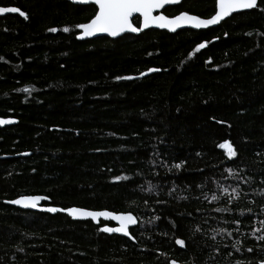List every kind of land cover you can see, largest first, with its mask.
I'll return each mask as SVG.
<instances>
[{"label": "trees", "instance_id": "16d2710c", "mask_svg": "<svg viewBox=\"0 0 264 264\" xmlns=\"http://www.w3.org/2000/svg\"><path fill=\"white\" fill-rule=\"evenodd\" d=\"M258 5L206 29L77 40L76 26L91 19L93 5L0 0L27 15L0 16V117L16 121L0 127V264L264 260V241L256 239L264 229L254 232L264 220V2ZM179 10L207 18L215 3L186 0L165 12ZM224 140L236 157L219 147ZM232 189L239 195L229 201ZM21 195H44L43 204L62 208L131 211L134 241L102 232L111 222L8 204ZM224 207L231 211H216Z\"/></svg>", "mask_w": 264, "mask_h": 264}, {"label": "snow or ice", "instance_id": "6c2138e0", "mask_svg": "<svg viewBox=\"0 0 264 264\" xmlns=\"http://www.w3.org/2000/svg\"><path fill=\"white\" fill-rule=\"evenodd\" d=\"M92 3L96 5L97 10L94 15L87 23L79 24L76 27L83 29L82 36H92L95 33H107L110 36H117L120 33L125 31L139 32L142 28L147 27L149 24H158L161 28H168L172 31H175L177 27L181 25H192L195 28H200L202 26L207 27L209 25H214L219 23L225 17H228L231 13L238 9H255L258 5V0H216L215 3V13L208 19H202L197 15H190L187 12H180L179 14L169 18L165 15H153V10L161 8L165 3H168L169 0H91ZM264 2V0H261ZM264 11V9H261ZM7 12H18L21 16L27 18L26 13L22 12L17 7H0V13ZM138 13L142 17V22L140 27L133 26L131 18L133 14ZM69 29L65 28L64 31L67 32ZM49 31L55 32L56 29L52 28ZM227 35V33H225ZM204 44L197 45V49L203 48ZM0 59H3L0 57ZM148 72L160 71V69L149 68ZM141 76L145 75L144 72L140 73ZM133 77H116L117 80L120 79H132ZM24 92H29L30 89L25 87ZM11 119H0V125L12 123ZM220 148L227 149L228 157H236L237 152L233 149L232 144L228 140H224L219 144ZM27 154V153H25ZM184 161L174 164L172 167L180 169L184 164ZM171 169H169L170 171ZM231 172V170H229ZM122 177L116 176L114 180L119 181ZM127 179V177H123ZM151 187V186H150ZM264 191V190H262ZM229 189L224 187L222 189V194L227 195ZM239 193L236 189H232V195L229 196V201L235 196H238ZM220 197L217 194H213L211 199L213 201L218 200ZM41 199H48V197L41 196H20L17 199L10 201L12 204L22 205L24 207L36 208L37 203ZM48 212L55 213L57 211L66 212L73 217H90L92 220H96L98 217H108L112 220L118 222V227H108L104 226L101 231L106 233H123L124 235H130L129 226L137 224V217L133 215L131 211H122V212H113L107 210L100 211H90L84 208L77 207H68V208H56L48 207L46 209ZM217 212L231 211V209L217 208ZM251 211V209H248ZM153 219H159V217H154ZM239 223V221H236ZM261 228L254 229V232H260L264 229V220L259 222ZM196 231H200L199 228ZM220 232L225 231V229H219ZM257 240L264 241V233L256 237ZM240 241H236L232 246L239 251ZM176 244L184 246L185 242L182 239L176 238ZM23 251V249H20ZM249 252L252 251L251 248L248 249ZM170 264H177L176 260H171ZM259 264H264V260L259 261Z\"/></svg>", "mask_w": 264, "mask_h": 264}, {"label": "water", "instance_id": "95a60500", "mask_svg": "<svg viewBox=\"0 0 264 264\" xmlns=\"http://www.w3.org/2000/svg\"><path fill=\"white\" fill-rule=\"evenodd\" d=\"M65 1H68V2H70V3H72V4H77V5H87V4H91V5H93V6L96 8V5H95L94 3H92L91 0H65ZM181 1H182V0H169V2H168V3H165L161 8L153 10V15H154V16H157V15H165V14L162 12L163 9H164L165 7L179 4ZM215 3H216V0H215ZM96 10H97V8H96ZM247 10H250V9H238V10L234 11L233 13H231L228 17H230L232 14L239 13V12H242V11H247ZM7 13H9V12H7ZM7 13H0V16H4V15L7 14ZM187 13H188V12H187ZM214 13H215V12H214ZM214 13H213L212 15H214ZM178 14H179V13H178ZM189 14H190V15H195V14H191V13H189ZM137 15L139 16L138 13H135V14H133V17H135V16H137ZM176 15H177V14H176ZM212 15H211V16H212ZM165 16H167V15H165ZM174 16H175V15H174ZM197 16H198V15H197ZM211 16H209V17H207V18H203V17H200V16H199V17L202 18V19H208V18H210ZM133 17H132V18H133ZM167 17L171 18V17H173V16H167ZM228 17H225L223 20H225V19L228 18ZM132 18H131V21H132ZM223 20H221L220 22H222ZM87 22H88V21H87ZM87 22H86V23H87ZM141 22H142V17H141ZM141 22H140V23H141ZM220 22H219V23H220ZM219 23L214 24V25H209V26H207V27L202 26V27H200V28H195V27H193L192 25H181L180 27H177V28L175 29V31H172V30H170V29H168V28H161V27H159L158 24H149L147 27L142 28L141 31L146 30V29H156V30H163V31H167V32H170V33H174V32H176V31H178V30H182V29H194V30L206 29V28H209V27L216 26V25H218ZM133 26H134V25H133ZM135 27H136V26H135ZM139 27H140V26H139ZM141 31H139V32L125 31V32L120 33L119 35H117V36H115V37L110 36V35H108L107 33H95V34H93L92 36H82L83 29H80V28H79V33H78V35H77V40L92 39V38H96V37H100V36H104V37H108V38H118V37H120V36H122V35H125V34H133V35H137V34H139ZM0 119H11V120L13 121L12 123H7V124L0 125V127L8 126V125L14 124V123L16 122V121H15L14 119H12V118H3V117H0ZM224 149H226V148H224ZM226 150H227V149H226ZM21 196H41V197H46V196H44V195H21ZM19 197H20V196L14 198V199H17V198H19ZM14 199H12V200H14ZM12 200H10V201H12ZM47 200H48V199H41V200L37 203V207H36V208H32V207H24V206H22V205L12 204V203H10V201H8V204H10L11 206H14V207H16V208L22 209V210L38 211V212H48V211L46 210L48 207L62 208V207H60V206H53V205H46V204H43V202H44V201L46 202ZM69 207H77V206H69ZM66 208H68V207H66ZM77 208H82V207H77ZM84 209H86V210H90V211H100V210H91V209H87V208H84ZM103 210H107V209H103ZM107 211H110V210H107ZM113 212H114V211H113ZM48 213H50V214L62 213V214L67 215V216H68L69 218H71L72 220H91V221H92L94 224H96V225L99 224L100 221L111 222V223H113L112 225L105 224V225L101 226V229H102L104 226H108V227H118V226H119L117 221L112 220L111 218H108V217H98L96 220H92L90 217H79V216H77V217H73V216H70L68 213H66V212H61V211H57V212H55V213H52V212H48ZM133 215H134V214H133ZM134 216H135V215H134ZM137 224H138V221H137ZM137 224H135V225H130V226H129V233H130V228L136 226ZM102 232H103V231H102ZM104 233H106V232H104ZM106 234H116V235H119V236H123V237L129 238V239H131V240L134 241V239H133V237H132L131 234H130V235H127V236L124 235L123 233H106Z\"/></svg>", "mask_w": 264, "mask_h": 264}, {"label": "flooded vegetation", "instance_id": "af4514ba", "mask_svg": "<svg viewBox=\"0 0 264 264\" xmlns=\"http://www.w3.org/2000/svg\"><path fill=\"white\" fill-rule=\"evenodd\" d=\"M184 1H186V0H182L179 4L172 5V6H168V7L178 6V5H180V4H181L182 2H184ZM214 3H215V0H214ZM168 7H165V8L163 9V11H162L165 15H167L165 11H166V8H168ZM183 11H184V10H183ZM180 12H182V10H179V12H176V13L170 15V16H174V15L180 13ZM167 16H169V15H167ZM200 17H201V16H200ZM206 17H207V16H206ZM133 20H134V21H135V20L138 21L137 25H135V23H133ZM140 22H141V17H140V16L137 15V16H135V17L132 18V23H133L134 26L139 27V26H140ZM146 30H148V29H146ZM143 31H144V30H143Z\"/></svg>", "mask_w": 264, "mask_h": 264}, {"label": "bare ground", "instance_id": "6f19581e", "mask_svg": "<svg viewBox=\"0 0 264 264\" xmlns=\"http://www.w3.org/2000/svg\"><path fill=\"white\" fill-rule=\"evenodd\" d=\"M87 5H91V4H87ZM1 7V6H0ZM12 7V6H11ZM216 10V9H215ZM18 12H16V13H14V12H9V13H7V14H5V15H8V14H17ZM19 14V13H18Z\"/></svg>", "mask_w": 264, "mask_h": 264}]
</instances>
